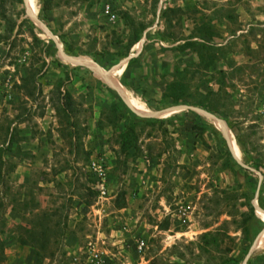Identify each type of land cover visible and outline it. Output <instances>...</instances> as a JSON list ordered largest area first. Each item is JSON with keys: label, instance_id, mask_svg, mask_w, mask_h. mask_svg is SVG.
Masks as SVG:
<instances>
[{"label": "rangeland", "instance_id": "1", "mask_svg": "<svg viewBox=\"0 0 264 264\" xmlns=\"http://www.w3.org/2000/svg\"><path fill=\"white\" fill-rule=\"evenodd\" d=\"M35 8L66 52L109 75L119 68L149 111L185 103L219 121L135 114L59 56L23 0H0V264H81L89 241L107 264H244L264 229L254 206L264 207V0ZM222 121L261 175L234 158ZM93 158L106 168L103 196ZM245 264H264V237Z\"/></svg>", "mask_w": 264, "mask_h": 264}, {"label": "water", "instance_id": "2", "mask_svg": "<svg viewBox=\"0 0 264 264\" xmlns=\"http://www.w3.org/2000/svg\"><path fill=\"white\" fill-rule=\"evenodd\" d=\"M25 6H26V13L27 15L33 20V22L35 24H37L40 28H42V30L49 35L51 38H53L56 42L57 45V51L59 56L71 63H75L81 66H86L88 68H90L92 70V72L94 73V75L96 77H98L99 79L103 80L104 82H106L108 85H110L111 87H113L114 89L117 90V92L119 93V95L121 96V98L124 100V102L128 105V107L131 109L132 112H134L135 114L142 116V117H147V118H155V117H159L161 115L170 113V112H176V111H180V110H191L193 112H196L200 115L203 116H207L212 118L214 121H219V118L212 113L211 111L199 107V106H194V105H190V104H185V103H181V104H175L172 106H168L166 108H163L161 110L158 111H149V110H140L137 107H135L129 96L127 95V92L121 87V85L116 82L113 79L108 78L105 74L99 72L95 67H93L91 64H89V62L87 61V59L85 58V56H78V55H74V54H70L68 52H66L63 48L61 43L57 40L56 35L54 34V32L50 29V27L37 15V13L35 12L34 7L32 6L30 0H23ZM223 123V128H222V132L225 136L226 142L228 144L229 149L231 150L234 158L237 160V162L242 165L243 167L256 171L258 172L260 175L261 173L254 169L253 167L245 164L243 161H241V159L239 158V156L237 155L236 151H235V146H234V142L232 140L231 134L229 129L226 127L225 122L222 121ZM254 206L256 211L261 212L264 214V207H262L260 204H258L257 202V198L254 200ZM264 235V229L260 232V234L257 236V238L255 239L253 245L251 246L248 256L244 261V264L247 262L248 257L251 256V254H253L255 252V250L258 247V243L261 239V237Z\"/></svg>", "mask_w": 264, "mask_h": 264}, {"label": "built area", "instance_id": "3", "mask_svg": "<svg viewBox=\"0 0 264 264\" xmlns=\"http://www.w3.org/2000/svg\"><path fill=\"white\" fill-rule=\"evenodd\" d=\"M109 9V5L107 6ZM90 171L95 176V188L100 195H105L108 192V177L104 163L100 159L93 158L89 165ZM137 247L140 252L144 250L145 240L143 238L137 241ZM81 261V260H80ZM81 264H107L101 251L98 250L97 244L93 241H89L86 250V257Z\"/></svg>", "mask_w": 264, "mask_h": 264}, {"label": "bare ground", "instance_id": "4", "mask_svg": "<svg viewBox=\"0 0 264 264\" xmlns=\"http://www.w3.org/2000/svg\"><path fill=\"white\" fill-rule=\"evenodd\" d=\"M30 2H31V4H32V6L34 7V9H36V8H35L36 0H30ZM35 11H36V10H35ZM85 58H86V57H85ZM86 59H87V58H86ZM87 61L89 62V64H91L93 67H95L99 72L105 74L108 78L113 79V80H115L116 82L119 81V80L117 79V78H118V75L120 74V70H119V68L117 69V71H116L115 73L109 75L107 72H104V71L101 69L100 66L95 65L94 63H92V62H91L90 60H88V59H87ZM119 67H120V66H119ZM118 83H119V82H118ZM121 87H122V86H121ZM122 88H123V87H122ZM123 89H124V88H123ZM129 98H130L132 104H133L135 107H137L138 109H140V110H148V109L143 105V103L140 102L137 98L133 97V95H132V96L129 95ZM166 115H167V114H166ZM164 116H165V115H164ZM234 146H235V145H234ZM235 151H236V153H237V155H238V154H239V151H238L237 146H235ZM259 216H261V217L263 218V220H264V214H263V213L259 212ZM263 237H264V235L261 237V239H260V241H259V243H258V248H259V246H260V242H261V240H262ZM261 246H262V245H261Z\"/></svg>", "mask_w": 264, "mask_h": 264}, {"label": "trees", "instance_id": "5", "mask_svg": "<svg viewBox=\"0 0 264 264\" xmlns=\"http://www.w3.org/2000/svg\"><path fill=\"white\" fill-rule=\"evenodd\" d=\"M124 203H125V201L123 200V204H124ZM168 226H169V222H166L165 224L160 225V227H162V228H164V229H167ZM0 247H3V242H2V240H1V238H0Z\"/></svg>", "mask_w": 264, "mask_h": 264}]
</instances>
